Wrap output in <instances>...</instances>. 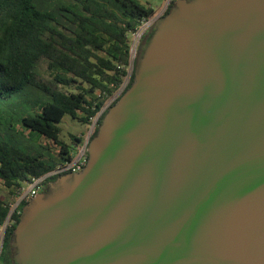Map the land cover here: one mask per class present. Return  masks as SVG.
I'll list each match as a JSON object with an SVG mask.
<instances>
[{
	"label": "water",
	"instance_id": "obj_1",
	"mask_svg": "<svg viewBox=\"0 0 264 264\" xmlns=\"http://www.w3.org/2000/svg\"><path fill=\"white\" fill-rule=\"evenodd\" d=\"M86 150L13 264H264V0H175Z\"/></svg>",
	"mask_w": 264,
	"mask_h": 264
},
{
	"label": "trees",
	"instance_id": "obj_2",
	"mask_svg": "<svg viewBox=\"0 0 264 264\" xmlns=\"http://www.w3.org/2000/svg\"><path fill=\"white\" fill-rule=\"evenodd\" d=\"M153 13L138 0H0V109L9 112L0 115V182L8 190L0 194V226L23 183L70 159L82 143L81 136H60L65 114L87 125L95 117L89 140L96 135L108 108L133 82L152 27L132 62L129 32ZM62 174L50 175L44 190ZM26 203L17 204L5 229L0 256L10 264L13 229Z\"/></svg>",
	"mask_w": 264,
	"mask_h": 264
},
{
	"label": "built area",
	"instance_id": "obj_3",
	"mask_svg": "<svg viewBox=\"0 0 264 264\" xmlns=\"http://www.w3.org/2000/svg\"><path fill=\"white\" fill-rule=\"evenodd\" d=\"M169 0H165L160 12L153 13L147 17H143L139 24L136 26L135 30L129 32V56L131 62L136 57V52L139 44V40L144 32L149 30L152 27L154 22L158 17L161 16L163 11L165 10ZM111 99L106 100L105 104L103 105L102 109L107 107L111 103ZM96 118L94 117L92 123L90 124L89 132L87 136L83 138L82 143L80 146H77L75 150H72L70 153V159L58 162L52 170L46 172L37 177H30L28 181H25L23 185L15 192L14 194V203L10 208L7 216L5 217L3 223L0 226V250L4 238L5 229L7 226H10L13 222L11 218V213L17 206L19 202H28L34 195L41 192L45 187V182L50 175L62 174L64 172H78L80 171L87 161V143L89 141L90 134L92 132L93 126L95 124Z\"/></svg>",
	"mask_w": 264,
	"mask_h": 264
},
{
	"label": "rangeland",
	"instance_id": "obj_4",
	"mask_svg": "<svg viewBox=\"0 0 264 264\" xmlns=\"http://www.w3.org/2000/svg\"><path fill=\"white\" fill-rule=\"evenodd\" d=\"M138 1L144 5H148V6L153 7L155 14L160 12L163 4L165 3V0H138ZM131 68H132V65L130 64L129 67L127 68L129 73L131 71ZM125 83H126V78H125L122 86ZM121 87L118 89L117 93L121 90ZM1 111L2 110L0 109V115H2V116L6 113H9V112H1ZM59 126L61 128L60 136L66 141H69V135H71V134L81 136L82 138H84L85 136H87V134L89 132V128H90V124L87 125V124L79 121L76 118H72L68 114H65L63 116L61 122L59 123ZM79 146H80V144H79ZM7 191L8 190L0 182V194H6ZM13 203H14V201L12 202L11 207H12ZM7 257L8 256L6 254L1 255L0 256V264H10Z\"/></svg>",
	"mask_w": 264,
	"mask_h": 264
},
{
	"label": "flooded vegetation",
	"instance_id": "obj_5",
	"mask_svg": "<svg viewBox=\"0 0 264 264\" xmlns=\"http://www.w3.org/2000/svg\"><path fill=\"white\" fill-rule=\"evenodd\" d=\"M173 1H175V0H169V2H168V4H167V6H166L165 9H167V8L169 7V5H171V3H172ZM164 11H165V10H164ZM161 15H162V14H161ZM67 173H70V172H67ZM42 191H44V189H43Z\"/></svg>",
	"mask_w": 264,
	"mask_h": 264
},
{
	"label": "bare ground",
	"instance_id": "obj_6",
	"mask_svg": "<svg viewBox=\"0 0 264 264\" xmlns=\"http://www.w3.org/2000/svg\"><path fill=\"white\" fill-rule=\"evenodd\" d=\"M42 192V191H41Z\"/></svg>",
	"mask_w": 264,
	"mask_h": 264
}]
</instances>
